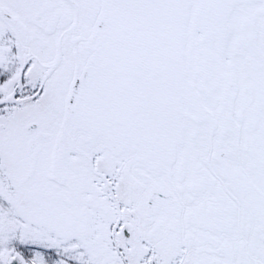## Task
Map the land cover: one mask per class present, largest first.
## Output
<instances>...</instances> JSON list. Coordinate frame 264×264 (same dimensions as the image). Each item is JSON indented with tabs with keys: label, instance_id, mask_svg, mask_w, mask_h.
I'll return each instance as SVG.
<instances>
[{
	"label": "snow or ice",
	"instance_id": "obj_1",
	"mask_svg": "<svg viewBox=\"0 0 264 264\" xmlns=\"http://www.w3.org/2000/svg\"><path fill=\"white\" fill-rule=\"evenodd\" d=\"M0 264H264V0H0Z\"/></svg>",
	"mask_w": 264,
	"mask_h": 264
}]
</instances>
